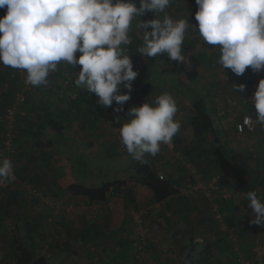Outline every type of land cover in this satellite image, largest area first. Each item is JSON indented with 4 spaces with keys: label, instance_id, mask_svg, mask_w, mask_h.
Wrapping results in <instances>:
<instances>
[{
    "label": "rangeland",
    "instance_id": "374dc122",
    "mask_svg": "<svg viewBox=\"0 0 264 264\" xmlns=\"http://www.w3.org/2000/svg\"><path fill=\"white\" fill-rule=\"evenodd\" d=\"M182 3L191 15H195L198 11L196 0H172L165 10L166 14L172 19H178L177 11L182 7ZM0 11L6 14L7 9L0 8ZM164 14H161V18ZM138 23L135 19L132 22L130 30L132 44L127 46L134 70H138V76L133 81L131 98L124 104L123 111H114L118 107L115 101L112 106L104 107L98 102L99 98L94 93L76 86L75 80L78 78L81 66L62 62L57 70L49 74V83L46 86H32L33 90L29 92L27 101L23 104L24 106H21L23 113L18 112L12 122L10 149L3 146L0 131V158L6 157L12 160L16 177L14 181L6 183V186L0 189V264H14L21 244H28L35 258L45 260L44 264H50L45 259L47 254L45 250H49L46 244L49 242H53L49 251L62 252V258L68 264H105V262L109 264L110 262L112 264H185L186 260L190 261V264H211L212 260L201 253L203 245L193 246L194 252L188 253L189 244H184L183 238L181 242L175 243V246L181 249L179 255L175 253L169 255L164 250L172 249L166 235H170L175 228L179 229L180 224H188L186 219L195 213L194 209L198 205L202 207L200 212L203 210L202 218H205L206 224L201 227L197 224L194 228L204 238L209 234L226 236L227 249H231L228 252L231 264H245L247 261L253 264H264V226L261 228V225H248L247 221L242 219V214L238 217L236 213L229 214L228 210L223 209L231 206L233 202L236 204L232 206H237L239 212L246 210L249 206L248 200L229 191L230 188L225 181L242 166L244 169L247 168L246 162L254 169L257 165L254 162L255 159L263 162L261 165L264 168V147H258L254 140L251 141L252 148H250L252 145L249 144L246 147L243 142L237 140L225 141L224 147L232 152L234 158L233 162H230L222 151L217 150L213 132L203 137H196L189 124L193 113L192 104L197 95H202L209 107L212 106L214 98H232L228 92V86L234 81L232 78L229 80L233 75L231 70H223L218 63L219 58L216 55L219 49L217 47H210L212 52L210 59L206 61L204 57L206 44L197 26L193 27L194 29H187L182 45L185 47L192 44L194 52L201 59L199 71L201 69L202 74L200 73L197 82H190L184 75L178 79L162 76L159 73L162 69L159 61H154L152 57H143L138 53L143 37V30L136 27ZM79 55L80 53L77 52V58ZM258 74L261 75V72ZM26 75L24 70L0 64L1 111L9 103L8 98L11 94L15 93L18 87L24 88L23 80ZM68 79H70L69 83H65ZM52 80H62L63 87H55V82L53 83ZM148 86L150 87L146 91L145 88ZM121 91L126 92L127 89L121 86ZM163 93H170L176 99L179 108L176 119L181 122V129L173 138L172 146L162 145L160 153L155 157L146 156V160L154 173L158 176L164 175L163 179H169L179 188L180 194L171 196L169 205L172 206H150L151 203L147 200H144L143 204H135L136 199L133 193L114 186L112 189L114 196L112 197L113 193L108 196L109 203H106V206H96L92 212L96 210L95 216H98V213L114 211L125 214L126 221H132L131 225H125L124 221V226L120 225L115 229L121 231L125 239L131 240L133 249L132 255L127 260L115 257L113 261H110L109 257L105 258L101 255L98 250L100 248L97 247L98 243L93 241L92 233L80 232L75 226L74 218L71 217V212L75 207L83 205V200L67 204L62 201L61 194L64 187L72 180H77L78 175L82 173L89 172V179L86 180L89 185L140 177L141 174L137 172L136 167L137 161L127 153L121 142L119 129L126 122L127 113L131 107L142 105L146 100L151 102ZM45 96L52 97L46 99ZM37 97L43 102L41 107L37 105ZM59 103L64 106V112L68 118L64 119V116L54 118L55 114L52 110L57 109L54 104ZM3 105H5L4 108H1ZM212 117L214 118V115ZM50 120L63 125L64 121H67L62 130H56L50 125ZM227 121L231 122L228 119ZM216 127L219 128V126ZM5 128V124H1L0 130ZM87 149L92 150L94 159L93 156L87 157L84 153ZM103 158H108L110 161ZM236 158L243 160V163L240 165L236 162ZM258 170L264 172V169ZM214 175L219 177L220 189L207 194L201 183H208ZM121 198L125 200V203H122ZM261 199H264V193ZM214 206H220V208L213 209ZM41 209L47 210L49 215L45 216L43 212H40ZM248 212L246 210L245 216ZM137 215L140 216L141 222L136 221ZM96 218H90L93 220L92 228L96 224L95 220H98ZM175 224L179 225L174 227ZM232 227L239 230L240 237L232 238V233L229 231ZM200 228L204 231H200ZM57 229L63 237L62 242L55 244L53 238L59 233ZM179 230L182 231L183 228ZM91 232H96L95 228ZM102 233L107 232L102 231ZM141 233L146 236L148 244L138 261L133 245ZM45 234L49 235L48 238ZM249 234L252 236L249 237ZM66 237H69L70 241L66 242ZM246 239L248 242L242 247V242ZM111 242L114 245L109 247L110 250L112 248L115 253L121 255L123 253L121 246L123 245L124 248L126 246L119 244L116 236ZM68 245L74 247L76 253L73 254Z\"/></svg>",
    "mask_w": 264,
    "mask_h": 264
},
{
    "label": "clouds",
    "instance_id": "9594fccd",
    "mask_svg": "<svg viewBox=\"0 0 264 264\" xmlns=\"http://www.w3.org/2000/svg\"><path fill=\"white\" fill-rule=\"evenodd\" d=\"M172 0H0L7 9L0 18V64L26 71L25 83L46 86L51 72L60 63L80 65L75 84L94 93L98 102L116 112L123 111L130 100L134 70L127 46L132 44V22L143 30L138 53L143 57L167 54L183 62L182 45L189 28L188 19L173 20L165 10ZM195 19L198 31L207 45L219 48L218 63L236 76L246 69L264 70V0H196ZM154 12L155 18L141 16ZM159 13H165L161 19ZM80 55L77 58L76 53ZM121 86L127 89L121 91ZM235 92H243L244 83L232 84ZM256 109L255 122L264 126V78L251 98ZM179 111L174 96L163 93L149 102L128 110L120 127V139L132 158L147 163L162 145L170 146L181 129L176 119ZM248 121H246L247 123ZM16 179L9 158H0V185ZM255 213L251 223L264 226V199L256 190L246 195ZM197 244L203 241L197 239ZM190 264V261H185Z\"/></svg>",
    "mask_w": 264,
    "mask_h": 264
},
{
    "label": "crops",
    "instance_id": "0c3cea01",
    "mask_svg": "<svg viewBox=\"0 0 264 264\" xmlns=\"http://www.w3.org/2000/svg\"><path fill=\"white\" fill-rule=\"evenodd\" d=\"M184 4H181V8L180 10L177 11V13H179V16L177 17L178 19H188L189 20V28L194 29L193 27H197L198 26V22H196L195 20V15L192 14L191 12H189L187 10L186 6H183ZM212 45H205V59L206 61H208L210 59V54L212 52V50L210 49ZM218 48V47H217ZM219 49V48H218ZM220 53L218 52L216 57L219 58ZM232 72V71H231ZM261 75L258 74V72H253L251 70V68L246 69L245 73L243 75L240 76H236L235 74L232 75V77L230 76L229 80H231V78L234 80L233 83L240 84V83H244L246 85V88L243 92H235L232 88V85L228 86L229 89V93L232 96L231 97H227V98H214V100H212V106H208V109L211 113V115H214V129L216 131L217 136L220 139L221 144H223L224 146L226 145V142H234L235 140H237L238 142H243L245 144V146L247 147L250 144V148L253 147V144H251L254 140V142H257L256 144L258 145V147H264V126L257 124V128L255 132H245V133H239L236 130V123L238 121L241 120L242 116L246 113L252 114L255 117L257 116V112L256 109L253 105V101L251 100V98L253 97L255 91L257 90L258 87V83L259 80L261 78H264V70L260 71ZM200 73L202 74V71L200 69ZM207 76V75H206ZM62 81V80H61ZM60 80H52V82H55V87L58 86H62L63 84ZM60 83V85H59ZM150 83V81L148 82ZM56 89V88H55ZM88 94V93H87ZM46 97V96H45ZM52 96L50 97H46V99H50ZM235 97V98H233ZM39 98H42V96H39ZM39 98L37 97V105L38 107H41L42 105V101L39 100ZM232 100L237 101L236 105H233L231 103ZM94 102L96 103V99L94 100ZM142 102V101H141ZM235 104V103H234ZM54 107L57 109H53V113L55 115V117L60 118L64 116L65 118L67 114L64 112V106L59 104H54ZM101 108V107H100ZM92 109V108H91ZM214 112V114H212ZM238 116V117H237ZM231 120V122L227 121ZM67 121V120H65ZM64 121V125H66ZM216 122V124H215ZM63 125V124H62ZM63 125V126H64ZM216 126H219V128H217ZM64 128V127H63ZM220 132L222 134H220ZM225 137V138H224ZM250 142V143H249ZM47 144V143H46ZM86 147V146H85ZM90 147V146H88ZM244 150H246V148H244ZM243 150V151H244ZM250 150V149H249ZM225 156L227 159H229L230 162H233L234 158H233V154L231 151L227 150L226 151ZM231 152V154H230ZM84 153H86L87 157H92L93 154L91 149H87L86 151L84 150ZM241 158V157H240ZM94 159V156H93ZM107 161L108 158H103ZM235 160H237L236 162H238L240 165L241 163H243V160H240L239 158H236ZM263 160V159H262ZM246 162V161H244ZM255 163H257V165H255V168L252 169L250 164L248 162L247 163V168L244 169V167L242 166V168H239L238 171H236L235 173L232 174L231 177L226 178L225 183L228 184L229 186V191H233L235 192L238 196L242 197V199L247 200L246 195L249 191H253L256 190L258 193V197L262 198V194L264 193V172L263 171H259L258 169H264L263 166L261 164H263V162H259L258 160H254ZM235 164V163H234ZM232 168V166H231ZM82 171H84V169L81 168ZM245 170V171H244ZM86 172V171H85ZM245 178V179H243ZM77 180H72L71 183L73 182H77V183H83L86 185H89L86 180L89 179V172L87 173H82L79 174L78 177L76 178ZM47 181V180H45ZM66 187V186H65ZM64 187V188H65ZM178 188V187H177ZM114 189V188H113ZM232 189V190H231ZM120 190H125L128 191L130 193H133L134 195V189L131 187H120ZM180 194V192L178 193ZM114 196V191H113V195ZM175 195H173L174 197ZM110 198V197H109ZM109 198H107L108 200L106 202H102V203H98V204H91L85 197L77 195V196H73L71 197L69 200L65 201L62 200L64 203H74L73 201L76 200H83V205L81 204L80 206H77L74 208V210L71 212V217L74 218L75 221V226L78 227L77 229L81 231L84 230V227L88 228L90 227V230H88V234L92 233L91 235L93 236V241H95L96 243H98L97 247L100 248L98 250H100L101 255L104 256L105 258H110V261H113L114 258H118V259H124L127 260L129 258L130 255H132V246L130 244L131 240L129 238L125 239V236H123L121 231L116 230L115 228L119 227L120 225L124 226L123 224L125 223V225L130 224L131 225V220L126 221L125 218V214H121L119 211H114L112 213L106 212L105 214L102 213H98V216H95V211L92 212V209H96V206H106V203H109ZM169 197L161 202H155L152 198L147 199V202L151 203L150 206H172L169 205V201H170ZM122 199V203H125V200ZM135 204H143V202L145 201H138L135 200L134 201ZM199 204V203H198ZM232 205H235L236 202L231 203ZM227 206L226 208H223L225 211L228 210L229 214L230 213H236L237 216L239 217L240 214L243 215L242 219L247 221L248 225H254L253 223H251V221L253 220L252 216L250 215V213L248 212V217L247 215L245 216V212L246 210H242V212L237 211L238 207L237 206ZM195 206V205H193ZM57 207V206H56ZM190 207V206H189ZM223 207V206H222ZM201 206L198 205V207H196V209H194L195 213L191 214L194 215L193 217H191V215H189L186 220L188 222V224H175L174 227H176L177 225H179V229H182V231H180L179 229H176L174 231H171L170 235H166V239L169 240L170 242V246H172V249L169 250V248H165V253L168 252L169 255H171L172 253H175L177 255H179L180 252V248L175 246V243L177 242H181L183 238L184 239V244H189V252L188 253H192L194 252V247H199L200 245L204 244L205 242H208L210 244V246L213 248V256L212 258H210L212 260L211 264H231V260H230V256L228 254V252H230V250L227 249L228 247V241H227V237L222 235V234H214V235H206V238L200 236L201 233H199L198 230H196V225L198 224V227L203 226V224H206L205 218H202L203 215V210L202 212H200L201 210ZM220 208V206H214L213 209H217ZM248 211V210H247ZM40 212H43V214L45 216L49 215L47 210L45 209H41ZM225 215V213H224ZM93 217H97L95 220V223L93 228H95L94 234L93 232H91V230H93V228L91 227V221H93L90 218ZM247 217V218H245ZM128 218V217H127ZM60 219H62V217H60ZM125 221V222H124ZM204 221V222H203ZM231 221V220H230ZM123 222V223H122ZM219 223V222H218ZM217 223V225H218ZM263 226H261L262 228ZM250 229V228H249ZM202 229L200 228V231ZM252 230V228H251ZM59 231V229H57V232ZM102 231H105L107 233H102ZM204 231V230H202ZM254 231V230H253ZM43 233V231H42ZM52 234V232H51ZM58 234V235H57ZM56 235H54V242L55 244L57 242H62V237L63 234L59 231V233H57ZM98 235V236H96ZM46 238H48V234H45ZM114 236H116V238L119 239V244L122 243L126 246V248L123 247V245L121 246L123 249V253L120 255L119 253H115L112 248L110 250V246H113L114 243L111 242V240L114 239ZM127 236V235H126ZM249 237L252 236V234L248 235ZM129 237V236H127ZM248 238V237H247ZM129 239V241H128ZM165 239V241H166ZM197 239H200L203 241L202 244H197L196 241ZM70 241L69 237H66V242ZM129 242V243H127ZM195 242V243H194ZM247 239L242 242V247H244V244L247 243ZM53 244V242H49L46 244V247L49 248V250L51 249V245ZM227 245V246H226ZM69 246V245H68ZM70 249H72L73 254L76 253V249L71 246H69ZM49 250H45V252L47 253L45 255V259L48 263L50 264H68L67 262L65 263V261L63 260V253H57L49 251ZM118 255H120L118 257ZM191 255V254H190ZM220 257V258H219ZM60 258V260H59ZM70 258H72L70 256ZM207 258V257H206ZM222 260V262H221ZM105 264H109V262H105ZM110 264H112V262H110Z\"/></svg>",
    "mask_w": 264,
    "mask_h": 264
},
{
    "label": "trees",
    "instance_id": "16d2710c",
    "mask_svg": "<svg viewBox=\"0 0 264 264\" xmlns=\"http://www.w3.org/2000/svg\"><path fill=\"white\" fill-rule=\"evenodd\" d=\"M137 6H139V0H135ZM161 14H156L161 18ZM155 18L154 12H147L141 16L142 20H150ZM162 19V18H161ZM173 20H178L173 18ZM135 21L141 22L140 18H136ZM182 54L185 59L183 62H177L171 60L167 54L158 55L152 57L154 61H159L162 64V69L159 72L162 76L170 79H178L181 76H186L190 82H197L200 71L199 67L201 65V59L194 52V46L188 44L187 46H182ZM150 84V83H149ZM150 86L146 87L147 91ZM21 87H18L19 90ZM16 90V91H17ZM144 90V91H145ZM15 91V92H16ZM145 91V92H146ZM14 94H11L8 98L10 102ZM29 94V93H28ZM3 105L1 108H4ZM192 117L189 120L194 135L196 137H203L205 134L213 132L215 137V146H217L218 151L227 154V148L221 144L219 137L217 136L214 129V120L207 107L206 100L202 95H197L192 104ZM52 128L56 130H62L63 125L56 122L55 120L49 121ZM50 144V142L48 143ZM219 145V147H218ZM226 157V156H225ZM137 172L140 177L131 178L126 180L118 181H107L98 185H86L83 183L73 182L68 184L62 191L61 197L63 200L67 201L73 196H83L91 204H98L106 202L108 196L113 193V187H131L134 189V197L138 201H144L149 198H152L155 202H161L173 195H177L180 190L177 188L169 179H161L153 169L147 163L136 162ZM90 230V227H84V230L81 231L83 234H86ZM195 243V242H194ZM203 245V250L201 253L207 257L212 258L213 248L208 242H205ZM45 260L35 258L31 247L28 244H21L18 247L16 261L14 264H44Z\"/></svg>",
    "mask_w": 264,
    "mask_h": 264
},
{
    "label": "built area",
    "instance_id": "2783aa9c",
    "mask_svg": "<svg viewBox=\"0 0 264 264\" xmlns=\"http://www.w3.org/2000/svg\"><path fill=\"white\" fill-rule=\"evenodd\" d=\"M5 13L0 11V16H4ZM25 79L23 80L24 82V88H20L17 90L14 94L13 99L5 106L4 110H0V126L1 124H5L6 128L5 130H0L1 131V136H2V143L3 146L6 148L10 149L12 146V122L15 120V116L17 115L18 112H22V107L24 106L23 104L27 101L28 98V93L33 90V87L31 85H28L25 83ZM70 79H68L65 83H69ZM235 100H232L231 103L233 105H236ZM235 103V104H234ZM246 121H248L246 123ZM257 128V123L255 122V116L249 113H246L242 116L241 120L236 123V130L239 133H245V132H255ZM168 146V145H166ZM172 146V144L170 145ZM159 177L161 179L164 178V175L160 174ZM6 183L3 185H0V189L5 187ZM201 186L203 190L208 194L213 191H218L220 189V184H219V177L217 175H214L211 177L210 181L206 184H202ZM252 216V218L255 217V213L251 209L250 206L247 207V209ZM136 221L141 222L140 216H136ZM260 226V225H259ZM232 234V238L236 239L240 237V232L237 230L235 227H232L229 230ZM230 235V234H229ZM148 244V240L144 234H139L137 237V240L134 242V250H135V257L139 261L142 257V254L145 252V248ZM245 264H253L251 261H247Z\"/></svg>",
    "mask_w": 264,
    "mask_h": 264
}]
</instances>
